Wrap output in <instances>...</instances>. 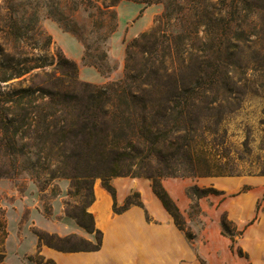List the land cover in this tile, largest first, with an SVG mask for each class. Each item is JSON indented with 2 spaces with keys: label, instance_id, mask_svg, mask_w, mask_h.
<instances>
[{
  "label": "trees",
  "instance_id": "trees-1",
  "mask_svg": "<svg viewBox=\"0 0 264 264\" xmlns=\"http://www.w3.org/2000/svg\"><path fill=\"white\" fill-rule=\"evenodd\" d=\"M4 1L10 10V19L15 22L11 35L19 39L27 37L31 31H36L40 36L44 34L41 25L43 10L39 5H45V16L55 19L64 29H70L65 18L66 11L78 9L72 0H44L45 4L37 3V0H28L27 4H15L22 0ZM70 1L77 9L71 7ZM103 1L108 2L104 7L109 17L113 18L111 8H115L119 0ZM142 1L148 4L163 1L165 16H168L170 1ZM258 1L222 0L219 4L222 10L215 15L216 4L212 0H195L193 11L198 18L195 22H204L208 29H215L216 38L209 40L211 51H202V56L196 55V59L186 60L187 64L181 73L172 71L170 74L155 72L144 75L140 72L131 75L127 66L124 79L102 88L87 90L77 89L64 72L57 76V71H54L45 73V82L17 88L13 87L12 81L34 71L44 72L52 66L49 56L38 55L28 67L24 65L25 62L16 60V55L0 62V179H14L23 173L36 179L39 170L45 169L43 166L46 163H41L44 154L49 155L55 149L68 152L72 170L66 177L71 179L76 189L73 195L81 197V205L72 207L68 215L86 232L96 234V243L92 244L76 234L60 237L39 231L37 235L40 243L46 238V245L63 252L99 250L102 233L96 228L95 218L89 212L95 200V181L100 179L102 186L112 195L117 213L124 212L131 205H142L139 194L134 193L122 207H118L116 189L112 185V179L129 174L124 173L123 168L124 163L132 158V153L140 155L141 149L169 147L173 144L171 140L176 139L174 135L177 132L192 129L194 112H224L223 108H232L234 102L241 104L238 91L241 81L236 79L244 68L240 61L243 58L241 46L247 42L257 44L244 36L242 29L251 8L264 10ZM247 3L251 8H247ZM22 6H29L30 11L25 8L21 10ZM260 21L264 24V13ZM51 43L53 38L47 34L44 51ZM188 55L186 58H191ZM222 55H226L228 60L217 59L222 58ZM17 56L21 57L22 53L17 52ZM68 64V70L75 72L77 63ZM64 68V62L59 63V70ZM191 143L186 141L188 146ZM192 157L205 163L209 159L195 154ZM221 159L222 156L216 155L213 161L216 163L213 166L215 168H205L199 177L232 176L218 165ZM164 176L165 172L159 169L150 175L153 189L179 228L185 230L192 239L179 209L162 186ZM209 191L202 190L200 194ZM70 194L72 196V192ZM136 197L138 199L134 200ZM223 224L228 230L227 223ZM7 236V226L0 219V264H6L4 244ZM77 242L86 243V247L79 248ZM29 259L34 260L33 257ZM36 261L38 264H54L51 261L44 262L39 257Z\"/></svg>",
  "mask_w": 264,
  "mask_h": 264
},
{
  "label": "rangeland",
  "instance_id": "rangeland-1",
  "mask_svg": "<svg viewBox=\"0 0 264 264\" xmlns=\"http://www.w3.org/2000/svg\"><path fill=\"white\" fill-rule=\"evenodd\" d=\"M72 1H70L71 7L76 8L77 11L72 10L65 13L70 29H64L55 19L46 17L47 7L39 5L43 10L44 19L41 25L44 34L40 36L36 31H31L27 37L19 39L11 35L15 22L10 19V10L6 2L0 0V62L16 55L15 59L25 62L24 65L28 67L38 55L42 54L49 56L50 63L53 64L44 72L34 71L21 79L12 81L13 87H27L32 83L45 82L47 80L45 73L51 74L54 71H57V76L64 72L66 78L73 82L77 89L87 90L102 88L124 79L127 66L131 75L140 72L144 75L155 72L170 74L172 71L181 73L187 64L185 61L196 59V55L202 56V51L207 53L211 51L209 40L216 38L215 29H208L204 22H195L198 20L193 11L196 5L195 0H168L171 4L168 16H165L166 7L163 1L148 4L142 0H119L116 7L111 8L113 18L109 17L104 7L108 5V2L105 3L103 0ZM212 1L216 4L214 9L216 15L219 10H222V6L219 5L222 0ZM28 2V0H22L15 4H27ZM39 2L46 3L44 0H37V3ZM137 4L143 9L129 21L130 24L143 16L148 19V24L139 36L131 40L125 38L118 50H114L113 35L114 28L116 30L118 25L119 8ZM258 4L264 8V0H259ZM88 5L93 7L88 8ZM246 6L251 8L248 3ZM24 8L30 11L29 6L20 7L21 10ZM263 13L264 10L251 8L247 13L245 24L243 23L244 36L253 42L256 41L257 44L247 42L241 46L243 58H240V61L244 68L243 73L239 71L236 77L241 81L238 86L241 104L234 102L232 108L226 106L229 110L223 108L224 112L221 110L203 111L200 114L194 112L192 129L177 132L174 135L176 139L171 140L173 143L170 144L171 147L141 149L140 155L132 153V158L124 163L123 168L124 173L129 172V174H123L117 178L151 180L150 175L158 169L165 172L164 179L207 178L199 176L205 168L215 166L216 163L213 161L216 155L222 156L218 165L225 168L227 175H232L228 177L264 176V24L260 21ZM46 20H53L79 41L84 49L82 64L97 70L106 79L105 82L96 83L82 79L80 64L68 57L54 40L50 47H45L44 51L43 44L49 34L44 26ZM17 52H21L22 56H17ZM7 54L10 56L5 57ZM187 55L191 58H186ZM221 57L217 59L228 60L226 55ZM65 61L77 63L76 71L68 70L67 66L70 64ZM61 62H64L65 68L59 70ZM186 141H191V146H188ZM194 154L209 159L206 160L207 163L201 162L196 160V157H192ZM67 157H69L68 152L55 149L49 155L47 153L43 155L41 163H46L45 167L43 166L45 169L39 170L36 179L26 173L14 179H0V219H3V225L7 226V230H9V214L18 217L20 232L30 228V231L35 234L40 230L31 226L33 213H39L58 222L62 219L76 221L68 215V212L72 207L81 205V197L73 195L76 189L71 179L66 177L72 170L71 160ZM169 158L172 160L169 161ZM215 177L217 176H209V178ZM97 181L101 180L97 179L95 183ZM191 194L193 198H196L195 194H198V191L192 190ZM193 212L198 211L195 208ZM43 233L52 235L47 232ZM78 236L92 244L96 243L86 237ZM47 241L48 239L45 238L42 244L46 245ZM77 244L79 248L86 247V243L77 242ZM33 258L36 260L38 254H35Z\"/></svg>",
  "mask_w": 264,
  "mask_h": 264
},
{
  "label": "crops",
  "instance_id": "crops-1",
  "mask_svg": "<svg viewBox=\"0 0 264 264\" xmlns=\"http://www.w3.org/2000/svg\"><path fill=\"white\" fill-rule=\"evenodd\" d=\"M142 9L138 4L119 8L114 50H118L125 38L134 39L145 29L146 16L133 24L129 22ZM44 26L55 44L80 64L82 79L106 81L93 67L82 64L84 49L74 36L53 20H46ZM112 185L118 207L134 192L140 194L142 205H131L117 213L112 195L101 181L95 183V200L89 212L102 233L99 250L59 251L40 243L30 228L20 232L18 217L9 214L5 263L38 264L35 259H29L38 254L44 262L54 264H264V176L164 179L162 186L179 209L192 239L179 228L155 193L151 180L115 178ZM194 188L199 189L196 198L191 194ZM202 190L210 191L201 195ZM32 216L31 226L40 231L59 236L77 234L96 241V235L86 232L76 221H53L39 213Z\"/></svg>",
  "mask_w": 264,
  "mask_h": 264
}]
</instances>
